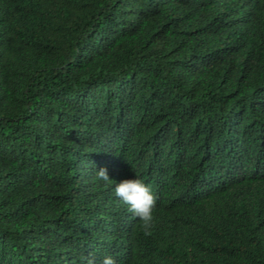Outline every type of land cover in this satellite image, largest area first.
Masks as SVG:
<instances>
[{
  "label": "trees",
  "instance_id": "obj_1",
  "mask_svg": "<svg viewBox=\"0 0 264 264\" xmlns=\"http://www.w3.org/2000/svg\"><path fill=\"white\" fill-rule=\"evenodd\" d=\"M0 264H264V0H0Z\"/></svg>",
  "mask_w": 264,
  "mask_h": 264
}]
</instances>
